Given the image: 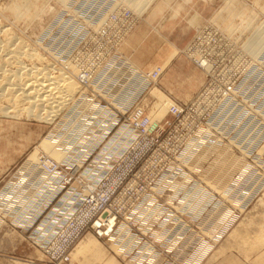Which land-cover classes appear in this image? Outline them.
Listing matches in <instances>:
<instances>
[{
    "label": "built area",
    "instance_id": "built-area-1",
    "mask_svg": "<svg viewBox=\"0 0 264 264\" xmlns=\"http://www.w3.org/2000/svg\"><path fill=\"white\" fill-rule=\"evenodd\" d=\"M130 3L74 0L69 10L58 14L57 21L69 24L60 21L54 27L56 22H51L35 44L80 86L59 128L57 123L49 135L55 132L59 147L75 148L74 157L52 165L49 155L42 154L39 160L49 175L42 173L40 179L36 173L34 180L41 188L34 205L21 209L23 214L10 215L19 225L10 224L27 231V240L49 264L70 262V254L89 231L110 245L134 242L130 250L117 248L130 264H191L201 257L198 244L209 242L200 231L204 221L188 216L197 211L195 199L221 193L202 175L218 158L215 145L220 154H225L226 145L243 155L231 138L246 127L229 123L231 116L257 113L254 103L264 86V50L259 57L251 56L239 39L206 23L183 51L205 73V84L192 100L173 101L165 117L151 120L147 97L159 87L165 68H142L122 52L139 18ZM75 9L85 12L74 13ZM249 126L254 137L255 125ZM253 157L254 153L244 155L251 163ZM196 163L200 168L192 169ZM25 178L17 173L8 187L13 192L0 201L20 196L18 205L34 197L26 193L36 186L28 188ZM46 198L48 206L39 210ZM219 203L223 202L201 209L214 210Z\"/></svg>",
    "mask_w": 264,
    "mask_h": 264
},
{
    "label": "rangeland",
    "instance_id": "rangeland-1",
    "mask_svg": "<svg viewBox=\"0 0 264 264\" xmlns=\"http://www.w3.org/2000/svg\"><path fill=\"white\" fill-rule=\"evenodd\" d=\"M73 1L74 0H70L63 4L58 0H29L27 1L29 4L26 5V3V7H24L22 6L21 0H0V42L4 41L3 39L6 40L4 36L6 35L5 32L12 33L11 35L17 43L16 48H20L24 52V55L20 57V61H22V63L24 62V65H29V68L35 65L37 69H42L43 67L47 69L53 68L52 74L58 75L62 69L54 65L48 57L43 55V53L36 48L35 44L38 43L37 39L41 37V32L51 22L52 24L56 22L54 27L58 25L60 21H62L64 26L69 24L63 19L57 20L61 13L69 10ZM139 1L140 2L137 4L141 2L143 4V7H140L139 10L137 7L135 10L133 9L135 8V6H133L134 0L130 4V7L133 6L132 9L139 18L134 30L126 39L122 52L136 65L142 68L152 69L156 66L165 68V73L159 87L153 89L151 94L147 97V101L151 103L149 105L151 112L152 105H154V102L160 99L162 95L164 98H169L171 101L186 103L199 93L206 82L205 73L199 70L183 53L188 43V26L194 31L195 35L199 27L206 23H214L230 35L239 39L247 54L259 57L261 50L262 52L264 50V43H261L259 46L260 50L256 52L257 55L255 52L254 54L248 53L254 39L261 37V42H264V0H144L147 6L143 3V0ZM85 7L86 5H84V8ZM140 10L143 11L141 12ZM84 12V10L80 11L75 9L74 13L82 14ZM15 14H18V16ZM2 36H4V38ZM21 47H23V49ZM13 48L12 50H14ZM30 51L38 55V57L35 56L34 58L36 60H31L27 55L25 56V52L30 53ZM40 58H42L43 61L40 62ZM170 59L171 61L165 65ZM6 65L7 64H2V62L0 63V66H3V68L7 70L6 74L2 73V75H4L3 77L8 75L7 73L9 71H16V67H13L14 65L16 66V64L10 63L9 65L8 62L10 67ZM34 71L35 69L33 68V72ZM35 72L37 76L32 75L35 76L32 78L38 80L36 77L39 76V72L37 70ZM62 72L69 76L65 71ZM23 76V79L25 77V79H27L26 75ZM40 79L41 75L38 81H40ZM73 81L77 85V92L74 94L75 97L73 96L72 99H69L65 104L66 106L64 105L62 109L57 112L59 115L57 114L54 116L52 120L44 121L43 119L40 120L35 116H29L23 113V111L19 109L20 107L17 105V102L9 98V90L8 94L0 96V193L3 190L9 191V184L13 181H11V179L14 178L25 162L30 161L35 163V158L39 159L42 154L50 155V153L40 148V144L44 139L49 137L68 105L76 101L80 86L74 79ZM2 82L3 80L1 79L0 84ZM151 96H153L154 99H152ZM257 97L260 98L259 101L254 103L257 110L255 115L240 111L237 113L236 117L231 116L229 120V123L235 122L240 126L243 125L246 127L243 130L235 131L238 136L231 138L232 141L240 146L243 155L233 153L226 145V155L220 154L218 152L219 147L215 145L213 148L217 151V154H219L218 158L209 167L208 173H206L207 175H202L204 177L202 178L206 180L213 189L218 188L217 190L221 193L213 197L210 194L195 199L194 207L197 211H192L191 215L188 216L189 218H193V221H204L200 231L205 232L204 234L209 243L213 242L211 248L208 249V253L199 260V264H206L213 253L216 255L217 253L229 254L231 258L226 261V264H264V120H259L257 118V116L261 115L264 119V86L261 87L260 92L255 98ZM155 98L158 99L156 100ZM248 104L251 105V103ZM14 106H18V108ZM13 109L15 110L13 111ZM1 110L10 111H6L5 113V111L2 112ZM19 110L20 113L22 112L21 114ZM38 112L37 110L36 113ZM43 112L42 114H45ZM166 114H164L163 117H165ZM65 123L66 120H63L62 127ZM251 123H254L256 128L254 129V137H251V126H249ZM59 126L60 123H58L57 129ZM229 132H234V130L230 128ZM54 134L55 132L52 137L54 140L51 137L50 139L56 144L58 140ZM73 149H70L71 152L65 160L68 161L70 158L74 157L75 148ZM252 153H254L253 163L244 158V155H251ZM39 162L41 161L39 160L38 163H35L33 166L35 168L42 167V163L40 164ZM198 167L200 168L198 163L191 166L192 169H197ZM239 176H242V178H239ZM243 177H245V179H243ZM11 185H13V182ZM240 186H242V189H250L252 186L253 189L251 191L244 190L239 193L238 196H233L234 193H232V191ZM195 188H200V186L197 185ZM260 190H262V193L255 195V193ZM11 191L12 189L9 193ZM216 200L223 202L219 203L222 206L220 209L224 207L229 209L228 214H230L229 216L232 218H225V220L227 219V225L223 228H216L215 230L213 228L219 222V218L215 217V214L221 210L219 207H214V210L201 208ZM0 204L7 205L8 203L1 201ZM27 204L29 205V201L24 204L25 206L18 207L17 210L23 209ZM2 209L3 207L0 205V230L6 232L9 236L10 234H15L13 233L14 230L22 234L27 246L33 253H38V263L49 264L45 259V255L37 250L30 240H27V234L25 233L27 231L24 230V232H22L16 229L19 223H16L13 217L10 216L11 214L3 212ZM15 212L16 213L12 215H16L17 213L23 214L21 210L20 212L15 210ZM6 225H9L10 228ZM4 227L7 228L3 229ZM211 231L215 232L213 233ZM192 234V237L196 235L195 232H192ZM95 235L94 232L89 231L72 251V260L64 264H130L128 263L129 260L121 258V256H118L114 252L115 247L113 244H111V249V245L108 241L102 238L100 239V237L96 235L98 239ZM88 240L90 243L92 242L90 251L84 250L82 245ZM193 261L191 264H193Z\"/></svg>",
    "mask_w": 264,
    "mask_h": 264
},
{
    "label": "bare ground",
    "instance_id": "bare-ground-1",
    "mask_svg": "<svg viewBox=\"0 0 264 264\" xmlns=\"http://www.w3.org/2000/svg\"><path fill=\"white\" fill-rule=\"evenodd\" d=\"M22 1V6L26 7V5H28L29 3L27 1L29 0H21ZM31 1V0H30ZM61 3H66L67 1L69 2L70 0H58ZM135 2L133 3V6H135V8H133L134 10L136 9V7L138 8V10L140 9V7H143L142 2L140 4L139 0H134ZM144 1V0H143ZM148 1V0H147ZM133 2V0H131V3ZM17 3V2H16ZM130 3V4H131ZM145 4V1L143 2ZM151 3V2H150ZM31 4V3H30ZM66 5V4H65ZM68 5V4H67ZM146 5V4H145ZM132 6V5H131ZM132 6V7H133ZM147 6V5H146ZM17 7V6H16ZM23 7V8H24ZM18 8V7H17ZM22 8V9H23ZM43 8V7H42ZM20 9V8H19ZM146 9V8H144ZM133 10V11H134ZM19 11V10H18ZM141 11V10H140ZM139 11V13H140ZM143 11V10H142ZM141 11V12H142ZM145 11V10H144ZM14 13V12H13ZM22 13V12H21ZM58 13V12H57ZM56 13V16H57ZM18 16V14H15ZM20 15V13H19ZM55 16V17H56ZM20 17V16H19ZM54 17V18H55ZM53 18V19H54ZM42 19V18H40ZM245 21V20H244ZM243 21V23H244ZM1 27V26H0ZM1 29V28H0ZM239 29V28H238ZM4 30V29H3ZM6 31V30H5ZM4 31V32H5ZM258 31V30H257ZM2 34V33H1ZM6 35H4L6 37V40L3 39L4 41L0 42V63L2 62V64H7L9 62L11 64H16V66L14 65L13 67H16V71H9L7 74L5 75V77H3L4 75H2V73L6 74L7 70L3 68V66H0V81L1 79L3 80V84H0V96L2 95H6L8 94V90H9V98L12 101H16L17 105L20 107L19 109L21 111H23V113H25L26 115L29 116H35L37 119L40 120H52L54 116H56L62 107L67 103V101L69 99H72V97L74 96V94L77 92V85L76 83L73 81V79H71L69 76H67L65 73H63V70H59L60 72L58 73V75H53V68L52 69H47V68H36L35 65H33L34 67L29 68L28 66L24 65V62L22 63V61H20V57L21 55H24V52L20 49V48H16V40H14V37H12V33L10 34L9 32H5ZM260 34V33H259ZM241 35V34H240ZM256 35V34H254ZM4 36H2L4 38ZM241 37V36H240ZM261 38V37H260ZM260 38H256L252 41V45L250 46L248 53L250 52L251 54H254V52L256 53L257 51L260 50L259 46L261 45ZM252 39V38H251ZM247 44V43H246ZM245 44V45H246ZM249 44V43H248ZM21 45V44H19ZM18 46V45H17ZM14 47V48H13ZM20 47V46H18ZM12 48L14 50H12ZM23 49V47H21ZM262 48V46H261ZM264 48V47H263ZM247 49V48H245ZM27 50V49H26ZM28 51V50H27ZM162 51V50H161ZM167 51V50H166ZM247 51V50H246ZM169 52V51H168ZM25 56L27 55V57L29 59H34L35 56L38 57V55H35L34 53H30L29 52H25ZM164 53V52H163ZM167 53V52H166ZM259 53V52H258ZM262 53V50H261ZM159 55V54H158ZM166 55V54H165ZM257 55V53H256ZM254 56V55H253ZM155 58V57H154ZM173 58V57H172ZM171 58V59H172ZM41 60H39L40 62L43 61L42 58H40ZM171 59L169 61H167L165 63V65L167 63H169L171 61ZM30 60V61H31ZM36 60V59H34ZM29 61V62H30ZM43 63V62H42ZM31 64V63H30ZM6 65V66H7ZM8 65V66H9ZM41 65V64H40ZM44 65V64H43ZM5 66V65H4ZM51 66V65H50ZM10 67V66H9ZM12 67V66H11ZM41 67V66H40ZM33 68L35 69V71L37 70L39 72V76L41 75V79L39 80V76L36 77L37 79H33L35 76L32 75H36L33 72ZM50 68V67H49ZM32 69V70H31ZM13 70V69H10ZM31 70V71H30ZM52 70V71H51ZM30 71V72H29ZM50 71V72H49ZM55 71V69H54ZM26 73V74H25ZM34 73V74H32ZM26 75L27 79H23L22 76ZM37 76V75H36ZM24 77V76H23ZM29 77V79H28ZM33 77V78H32ZM17 79V80H14ZM79 87V86H78ZM80 92V90H79ZM5 93V94H4ZM154 96V95H153ZM151 96L152 99H154V97ZM75 97V96H74ZM7 98V97H6ZM156 100L158 98H155ZM15 102V103H16ZM13 103V102H12ZM14 103V104H15ZM174 103L173 101H171L169 98H164V96L162 95V97H160V99H158L157 101L154 102V105H152V114L150 116L151 120L154 121H159L161 118H163L164 114H166V112H168L169 110V106L170 104ZM151 104V103H150ZM153 104V103H152ZM1 106V105H0ZM15 107V108H18ZM66 106V105H65ZM13 107V106H12ZM15 109H13L14 111ZM18 110V109H16ZM19 110V113H20ZM37 110L39 111L38 113ZM167 110V111H166ZM2 112H4L3 110H1ZM7 112H9L8 110H6ZM5 111V113H6ZM45 114H42V112ZM17 112V111H16ZM22 113V112H21ZM20 113V114H21ZM59 115V114H58ZM231 123V122H230ZM248 128V127H247ZM230 131V129H229ZM53 139V138H52ZM50 139L49 137L44 139V141L40 144V148L44 151H47V153H50V158H51V164H55V165H59L62 162H65L67 160H65L67 158V156L70 154V149L72 150L73 147L70 146H66V147H59V142H56V144H54L53 140ZM255 142V141H254ZM57 145V146H56ZM74 150V149H73ZM88 151V150H87ZM263 151V150H262ZM88 152H86L87 154ZM259 154V153H258ZM226 155V154H225ZM55 156V157H54ZM69 158V157H68ZM30 159V158H29ZM39 159L35 158V163H38ZM33 162L27 161L23 164V166L18 170V174L19 176H26L27 178L23 179L22 182H24L25 184H28V188L32 185L36 186L34 187L35 190H32L31 192H27L26 195L28 197H31L34 195V197H31L28 200H24V201H20L18 205H16V199L20 196H17L16 199H13L12 201L8 202L6 206V209H2L3 212H8L9 214H13L15 213V210L20 212V210L22 209H18L19 207L25 206L24 204L26 202L29 201V204L34 205V201L36 200L37 197V193L39 192V189L41 188V186H38L37 183L34 180V177L36 175V173H38V177L41 179L43 177L42 173L45 175V173L47 175H49L45 170H44V166L42 164V167H38L35 168L33 165L35 164ZM41 164V162H39ZM30 164V165H29ZM32 164V166H31ZM194 165V164H193ZM39 166V165H38ZM196 167V166H195ZM199 168V167H198ZM239 169V168H238ZM27 172V175H26ZM55 173V171L52 172V174L50 176H52ZM247 174V173H246ZM207 175V174H205ZM244 175V174H243ZM242 177V176H241ZM204 178V177H203ZM206 178V177H205ZM219 179V178H218ZM221 183V182H220ZM19 184V182H18ZM211 184V183H210ZM220 185V184H218ZM230 185V184H229ZM234 185V184H233ZM228 186V185H227ZM222 187V186H221ZM220 187V188H221ZM213 188V187H212ZM215 188V187H214ZM226 188V187H225ZM218 189V188H217ZM216 189V190H217ZM223 189V188H222ZM234 191H238L236 193H234L233 196L237 195L242 191V186H240L239 188L235 189ZM13 192V191H11ZM10 192V193H11ZM36 192V193H35ZM224 192V191H223ZM9 191H2L0 193V198L1 197H6V195L10 194ZM231 195V194H230ZM22 196V195H21ZM223 197V196H222ZM226 198V197H225ZM238 198V197H237ZM238 200V199H237ZM239 201V200H238ZM241 201V200H240ZM1 202V201H0ZM196 202V201H195ZM205 203V202H204ZM49 204V198H46V201L42 204V206L40 207L39 210H43L45 209ZM28 205V204H27ZM26 205V206H27ZM222 207V206H221ZM12 208V209H11ZM7 209H11V210H7ZM220 209V208H219ZM221 211H218L215 214V217L219 218V222L216 224V226L213 228L216 230V228H223L224 226L227 225V219L225 220V218H229L230 214H228L229 209H227L226 207L221 208ZM22 211V210H21ZM227 212V214H226ZM225 213V214H224ZM233 216V215H232ZM212 218V217H211ZM232 217H230L229 219H231ZM216 219V218H215ZM214 223V222H213ZM219 231V230H218ZM211 232H215V231H211ZM89 233V232H87ZM86 233V234H87ZM219 233V232H218ZM85 234V235H86ZM84 235V236H85ZM220 235V234H219ZM83 236V237H84ZM96 236V235H95ZM82 237V238H83ZM97 237V236H96ZM219 237V236H218ZM98 238V237H97ZM99 239V238H98ZM101 239V238H100ZM81 241V240H80ZM107 241V240H105ZM92 243V242H91ZM88 241H85L82 245L84 250H89L92 246ZM213 243V242H212ZM212 243H199V253L202 254L201 257L194 259L193 264H197L199 262V260L204 257V255H206L208 253V249L211 248ZM254 245V244H253ZM82 247V246H81ZM112 247V245H111ZM110 247V248H111ZM115 247V248H114ZM114 249L115 252L118 256H121V258H124L118 251L117 248L119 249V247L124 248L126 250H130L134 247V242H128L127 246H125V244H120L119 246H115L114 245ZM112 249V248H111ZM70 261L72 260V254H70ZM126 260V258H124ZM128 260V259H127ZM210 262V261H209ZM69 263V262H67ZM199 264V263H198Z\"/></svg>",
    "mask_w": 264,
    "mask_h": 264
},
{
    "label": "crops",
    "instance_id": "crops-1",
    "mask_svg": "<svg viewBox=\"0 0 264 264\" xmlns=\"http://www.w3.org/2000/svg\"><path fill=\"white\" fill-rule=\"evenodd\" d=\"M193 35L194 31L188 26L187 46L191 43L194 37ZM252 189L253 188L251 186L248 190L251 191ZM261 193L262 190L256 192L255 195H259ZM6 226L10 228L9 225ZM5 228L7 227H4L3 229ZM13 233L15 234H10L9 236L6 232L0 230V264H39L38 253H33V251L27 246L22 234L15 230ZM229 256V254L225 255L224 253H217V255L213 253L206 264H226V261L231 258Z\"/></svg>",
    "mask_w": 264,
    "mask_h": 264
}]
</instances>
